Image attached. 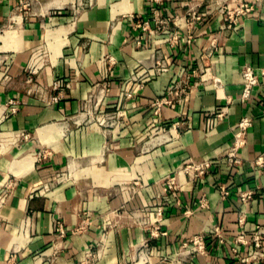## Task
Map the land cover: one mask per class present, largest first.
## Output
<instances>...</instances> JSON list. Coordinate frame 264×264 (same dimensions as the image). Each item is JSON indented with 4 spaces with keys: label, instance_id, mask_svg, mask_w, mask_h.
<instances>
[{
    "label": "crops",
    "instance_id": "crops-1",
    "mask_svg": "<svg viewBox=\"0 0 264 264\" xmlns=\"http://www.w3.org/2000/svg\"><path fill=\"white\" fill-rule=\"evenodd\" d=\"M20 1L0 0V139L30 137L0 145V264H264V0L235 25L224 0H166L162 13L182 19L173 46L153 32L137 45L149 0H34L22 12ZM194 6L205 16L190 30ZM246 65L260 75L244 101ZM56 80L71 87L53 104ZM11 100L19 111L5 116ZM246 117L243 165L230 168ZM205 161L207 175L185 171ZM196 237L205 250L188 255Z\"/></svg>",
    "mask_w": 264,
    "mask_h": 264
},
{
    "label": "built area",
    "instance_id": "built-area-1",
    "mask_svg": "<svg viewBox=\"0 0 264 264\" xmlns=\"http://www.w3.org/2000/svg\"><path fill=\"white\" fill-rule=\"evenodd\" d=\"M34 0H21L19 2V5L17 7V10L20 12L24 11L25 9H28L32 6ZM155 8L153 9V12L151 15L146 19H139L136 20L133 27L134 30L139 32L140 35L138 37L137 45L140 46L142 44V41L145 39L146 35L153 32L159 35L166 34L168 36V41L170 46L176 45L179 43L180 40V32H179V24L182 20L179 16L174 15H164L162 5L166 0H149ZM261 0H253V1H243V0H237V5L235 7H230L226 2L227 0H224L221 4L220 11L223 15L226 16L227 21L229 25H235L237 24L242 18L252 14L255 12L256 8L258 7ZM199 6L190 7L187 15L184 17V21L187 25V27L192 30L193 27L201 22L205 16L204 13H201L198 10ZM193 41V36L191 33L187 36V43L191 44ZM158 72H166L167 70L163 67V63L161 60L157 62ZM33 73H36V71H32ZM261 74L264 75V71L261 72ZM259 75L260 73L251 65H246L242 69V79H243V93H242V100L247 101L251 98L253 90L259 85ZM32 81V79H30ZM188 83L185 78H183L180 82H177L176 86L174 87V96L180 97L183 93L186 92V88H188ZM71 84L68 82H65L63 80H56L51 85V89L53 92V96L51 97L50 102L53 104H58L61 100V95L70 89ZM166 104L171 103L170 101H166ZM14 100H11L8 102L7 105L4 107L3 114L5 116H11L16 115L19 111L18 105ZM226 112H219L215 115L214 118L208 120L207 123V130H212L216 124L217 121L222 120L225 116ZM177 124L175 125V127ZM252 126V120L250 118H244L239 124L238 130L235 133L233 143L229 147L226 156L225 161L228 167L230 168H236L243 165V160L239 156V152L241 149L244 148L246 145V135L249 130V128ZM174 127V128H175ZM30 137L27 133H11L8 134L0 139V145L3 144H15L20 138L28 140ZM256 166H262L263 161L261 159L257 160L255 162ZM212 165L209 161L197 163V164H191L186 167L185 171L193 175L194 177H203L208 174L209 170L211 169ZM178 188V183L176 177L170 178L166 182V191H175ZM8 190L9 187H6L3 191V197L6 198L8 196ZM48 190V187H46L45 191ZM253 197L252 192H245L242 193L241 199L242 202H247L251 200ZM155 213V212H154ZM163 214V208L159 207L158 210L154 215H157V220L154 222V224L158 225L161 221V217ZM83 227H80L78 230L82 229ZM160 229L159 227L156 228V231L158 232ZM56 233L59 237L63 238L66 236V230L64 228L63 223L58 221L56 223ZM240 243L245 242V239L243 237H240L239 239ZM256 246L259 245L256 243ZM184 252H186L188 255L197 254L204 252L205 250V242L202 237H196L192 239L190 242L183 245Z\"/></svg>",
    "mask_w": 264,
    "mask_h": 264
},
{
    "label": "bare ground",
    "instance_id": "bare-ground-1",
    "mask_svg": "<svg viewBox=\"0 0 264 264\" xmlns=\"http://www.w3.org/2000/svg\"><path fill=\"white\" fill-rule=\"evenodd\" d=\"M0 152H1V148H0ZM181 175H183V172H181ZM145 260H147V258L145 256H142L140 264H143Z\"/></svg>",
    "mask_w": 264,
    "mask_h": 264
},
{
    "label": "rangeland",
    "instance_id": "rangeland-1",
    "mask_svg": "<svg viewBox=\"0 0 264 264\" xmlns=\"http://www.w3.org/2000/svg\"><path fill=\"white\" fill-rule=\"evenodd\" d=\"M29 9V8H28ZM27 9H25L24 11H26Z\"/></svg>",
    "mask_w": 264,
    "mask_h": 264
}]
</instances>
